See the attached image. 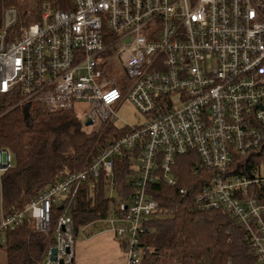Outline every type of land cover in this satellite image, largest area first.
<instances>
[{"label":"built area","instance_id":"built-area-1","mask_svg":"<svg viewBox=\"0 0 264 264\" xmlns=\"http://www.w3.org/2000/svg\"><path fill=\"white\" fill-rule=\"evenodd\" d=\"M70 3L66 10L45 3L40 21L11 42L8 33L19 13L14 7L5 11L0 117L5 99L19 96V105L74 110L92 125L116 121L114 108L127 101L147 122L128 125L90 168L68 175L10 215L1 189L13 154L0 148V245L27 218L39 232H49L53 205L63 206L88 180L111 176L120 154L139 151L136 192L117 205V221H102L125 249L126 264H143L148 251L142 241L159 209L150 184L162 177L176 187L177 159L194 154L198 167L211 172L193 199L195 207L229 213L245 229L257 264H264V164L247 168L264 142V0ZM75 236L72 218L63 214L48 264L72 258Z\"/></svg>","mask_w":264,"mask_h":264},{"label":"trees","instance_id":"trees-1","mask_svg":"<svg viewBox=\"0 0 264 264\" xmlns=\"http://www.w3.org/2000/svg\"><path fill=\"white\" fill-rule=\"evenodd\" d=\"M45 3L53 10L71 7L70 0H0V30L7 9L14 7L19 13L8 41L40 21ZM20 100L19 96L6 98L0 117V148L11 151L16 159L2 176L6 215L23 212L47 188L90 168L100 153L127 131L112 121L86 127L85 119L74 110L52 112L39 103L19 105ZM138 152L120 154L111 176L92 178L63 206L53 205L49 232L36 230L31 218L8 232L0 245L6 250L7 264H48V253L55 243L54 231L63 214H68L73 226L80 229L108 218L114 200L110 192L118 194L117 205L127 204L136 192ZM259 153L261 157L255 159ZM253 155L247 168L264 164V142ZM210 173L198 167L194 154H188L176 161V187L168 186L162 177L150 184L159 209L142 241L148 251L143 264H257L245 229L229 213L195 207L193 199L209 181L205 179ZM180 189H186V195H181ZM60 264L76 263L71 258Z\"/></svg>","mask_w":264,"mask_h":264},{"label":"rangeland","instance_id":"rangeland-1","mask_svg":"<svg viewBox=\"0 0 264 264\" xmlns=\"http://www.w3.org/2000/svg\"><path fill=\"white\" fill-rule=\"evenodd\" d=\"M115 113L118 117L116 121H114V125L117 126L120 129L126 128L128 125L130 126H137V125H143L147 122L146 117L138 110L136 107L127 101H123L119 105H117L115 108ZM13 164L16 163V159L14 155H12ZM110 189V188H109ZM110 197L114 198V200L110 203V209L108 214V221H117L118 216L115 212L117 209V202L119 201L118 194L114 191L110 192ZM108 221H101L96 222L94 224H90L84 228L79 229V234H76L75 236V244L77 241L87 237L92 236L94 234H97L98 232L102 231H109L110 225ZM105 238V237H104ZM117 239V238H116ZM118 240V239H117ZM96 241H102L101 239H97ZM119 242V240H118ZM120 244V242H119ZM123 251L125 250L122 247ZM101 254L98 252L95 253L93 257L91 256H81L80 259L77 261L75 260L76 264H102L105 261V253L102 249L98 250ZM106 251V250H105ZM120 251V250H119ZM125 255V251H124ZM126 259V258H125ZM71 260V258H70ZM126 262V261H125ZM0 264H7V255L5 248H0Z\"/></svg>","mask_w":264,"mask_h":264},{"label":"crops","instance_id":"crops-1","mask_svg":"<svg viewBox=\"0 0 264 264\" xmlns=\"http://www.w3.org/2000/svg\"><path fill=\"white\" fill-rule=\"evenodd\" d=\"M97 239H101L102 241H96ZM100 249L105 253V261L102 264H126L121 243L119 244L111 231L98 232L77 241L72 250V258L74 261L76 259L78 261L81 256L87 255L93 257L96 252L101 254L98 251Z\"/></svg>","mask_w":264,"mask_h":264},{"label":"water","instance_id":"water-1","mask_svg":"<svg viewBox=\"0 0 264 264\" xmlns=\"http://www.w3.org/2000/svg\"><path fill=\"white\" fill-rule=\"evenodd\" d=\"M91 125H92V122H86V123H85V126H86V127H90ZM76 232H77V234H78L79 229H76ZM66 253H67V254H70V253H71V250H70V249H67V250H66ZM51 260L54 261V262L57 261V250H55V249L52 251V258H51ZM61 263H63V261H61Z\"/></svg>","mask_w":264,"mask_h":264}]
</instances>
